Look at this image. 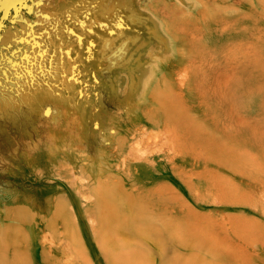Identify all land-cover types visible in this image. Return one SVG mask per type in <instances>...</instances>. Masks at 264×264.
<instances>
[{
	"label": "rangeland",
	"instance_id": "rangeland-1",
	"mask_svg": "<svg viewBox=\"0 0 264 264\" xmlns=\"http://www.w3.org/2000/svg\"><path fill=\"white\" fill-rule=\"evenodd\" d=\"M55 3L0 0V264H264V0Z\"/></svg>",
	"mask_w": 264,
	"mask_h": 264
},
{
	"label": "snow or ice",
	"instance_id": "snow-or-ice-1",
	"mask_svg": "<svg viewBox=\"0 0 264 264\" xmlns=\"http://www.w3.org/2000/svg\"><path fill=\"white\" fill-rule=\"evenodd\" d=\"M41 2L42 3H47L53 8L56 6L55 0H41ZM114 55H118V53H115Z\"/></svg>",
	"mask_w": 264,
	"mask_h": 264
},
{
	"label": "bare ground",
	"instance_id": "bare-ground-1",
	"mask_svg": "<svg viewBox=\"0 0 264 264\" xmlns=\"http://www.w3.org/2000/svg\"><path fill=\"white\" fill-rule=\"evenodd\" d=\"M133 84L131 83V85L130 86H132ZM143 97V96H142ZM152 97V96H151ZM47 115H49V114H47ZM236 124V123H235ZM166 127V126H165ZM171 127V126H170ZM167 129V128H166ZM170 132H172V130H170ZM155 134V133H154ZM144 135V134H143ZM142 135V136H143ZM160 135V134H159ZM158 135V136H159ZM156 136V135H155ZM132 137H133V135H132ZM155 138V137H154ZM143 139V138H142ZM135 141V140H134ZM133 142V141H132ZM138 142V141H137ZM130 145V144H129ZM130 149V148H129ZM157 149V148H156ZM160 150V149H159ZM158 151V150H157ZM146 161V160H145ZM149 161V160H148ZM151 162V161H150ZM172 164V163H171ZM62 168V167H61ZM128 173V172H127ZM81 187V186H80ZM95 188H96V186H95ZM111 192H113V191H111ZM102 198H103V196H102ZM111 198V197H110ZM113 208V207H112ZM110 210V209H109ZM104 212V211H103ZM105 214H106V212H105ZM113 214V213H112ZM115 214V213H114ZM107 217V216H106ZM129 217H131V216H129ZM107 219V218H106Z\"/></svg>",
	"mask_w": 264,
	"mask_h": 264
}]
</instances>
